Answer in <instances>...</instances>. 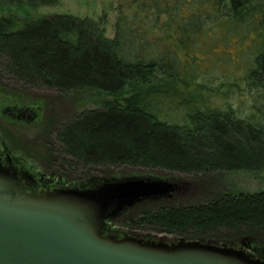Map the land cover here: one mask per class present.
<instances>
[{
	"label": "trees",
	"instance_id": "16d2710c",
	"mask_svg": "<svg viewBox=\"0 0 264 264\" xmlns=\"http://www.w3.org/2000/svg\"><path fill=\"white\" fill-rule=\"evenodd\" d=\"M58 1L0 0V74L17 84L8 89L15 93L10 98L29 97L23 84L63 93L135 89L49 129L50 162L72 172L94 166L264 171V0H133L131 14L118 17L114 38L92 17L35 16L26 9ZM201 70L226 78L218 85L212 78L200 82ZM242 83L253 97L245 115L231 103L213 107L202 97V91L226 94ZM190 90L201 104L178 119ZM203 198L143 202L128 209L127 224L232 245L249 238L264 247V190Z\"/></svg>",
	"mask_w": 264,
	"mask_h": 264
},
{
	"label": "water",
	"instance_id": "95a60500",
	"mask_svg": "<svg viewBox=\"0 0 264 264\" xmlns=\"http://www.w3.org/2000/svg\"><path fill=\"white\" fill-rule=\"evenodd\" d=\"M34 177L0 157V264H264L249 238L241 245L256 256L206 241L168 243L110 231L108 222L138 202L169 196L174 186L166 179L113 178L50 189L37 177L34 185Z\"/></svg>",
	"mask_w": 264,
	"mask_h": 264
},
{
	"label": "rangeland",
	"instance_id": "374dc122",
	"mask_svg": "<svg viewBox=\"0 0 264 264\" xmlns=\"http://www.w3.org/2000/svg\"><path fill=\"white\" fill-rule=\"evenodd\" d=\"M133 0H59L54 5H40L36 8L26 7V9L35 16H43L50 14H74L81 17H92L95 20H101L106 30V35L109 38H114L116 35V23L118 17L123 14L130 15L131 5ZM13 13L24 15L23 9L13 8ZM242 71L239 73L241 74ZM0 100H5L7 109L13 110L15 105L14 99L10 98L17 84L11 77L0 74ZM226 78L217 71L209 73L208 71H200L197 80L200 82L212 78L211 83L218 85L221 78ZM24 85V86H23ZM20 86L27 91L29 97L24 99L19 97L17 101L21 103L31 102L42 110L41 116L33 122L25 120L0 119L2 123L1 130L4 145L10 150L8 153L12 158L23 165L29 172H32L42 183L41 187L46 184L50 189L54 187H74L82 185L87 182L101 183L107 179L113 178H127V177H144V178H163L169 181L174 186L169 196L159 197L154 200H143L138 202L135 206L149 201L170 200L183 201L182 203H189L194 201H202L203 196L209 195L213 192H224L226 190L257 192L264 190V171H250V170H233V171H218L210 174H185L179 172H162L154 170H146L144 168L132 167H107L94 166L93 168H84L82 171L72 172L67 170V165L62 162H50L49 140L52 136L48 134L49 129L56 128L60 122H66L76 113L84 109L99 108L107 99L122 98L123 96L133 93L132 86H127L122 93L112 95L100 90H86L80 92L63 93L57 89L34 88L23 84ZM222 89V88H221ZM215 89L213 91H202V97L208 99L211 106L224 107L227 103H231L233 107L241 109L245 115L250 108H253V97L250 91L246 89L244 83L241 86L232 87L227 90L226 94L223 89ZM195 90H190L185 97V104L176 110V118L182 119L184 114L190 110H195L201 101ZM256 92L255 90L253 91ZM13 97V95H12ZM15 98V97H14ZM23 100V101H22ZM257 105H259L257 103ZM242 106V107H240ZM42 107V108H41ZM7 117H13L5 114ZM260 121H264V114L260 115ZM18 117V116H17ZM58 120L57 122H55ZM49 135V136H48ZM2 149V148H1ZM0 149V150H1ZM53 156V155H52ZM63 156H60L62 158ZM213 181V183H210ZM202 186V187H201ZM194 199V200H193ZM201 199V200H200ZM146 203H144L145 205ZM133 206V207H135ZM131 207V208H133ZM130 208V209H131ZM132 213V212H131ZM128 209L118 218L108 222L110 231L116 232L118 235L131 234L138 235L145 238L162 239L165 242L172 243L179 240L186 239L177 234L167 232H159L151 228L142 227L134 228L127 224V218L131 214ZM204 241V240H198ZM206 241V240H205ZM243 241V240H242ZM241 241V242H242ZM245 241V240H244ZM220 246H233L235 248H242L245 251L256 253L253 250L242 247L241 244L232 245L226 242H214ZM262 254L264 247L260 248Z\"/></svg>",
	"mask_w": 264,
	"mask_h": 264
},
{
	"label": "flooded vegetation",
	"instance_id": "af4514ba",
	"mask_svg": "<svg viewBox=\"0 0 264 264\" xmlns=\"http://www.w3.org/2000/svg\"><path fill=\"white\" fill-rule=\"evenodd\" d=\"M7 103L5 102V100H0V119H4V117H6L7 119H12V120H25L27 122H33V121H36L38 118H39V114L37 113V110H38V107L37 109L35 110V108H33V106H31V104H27L25 103L24 105L21 104V102L15 100L13 101V104L15 105V107L13 108V110H10V109H7V106H5ZM34 104V103H32ZM21 108H23V110H20ZM20 110V111H18ZM21 112V113H19ZM13 116V117H7L5 116V114H8ZM42 113V111H41ZM18 116V117H17ZM36 119V120H35ZM1 126H2V123H0V157L2 159V162L4 165L6 166H12V167H15L16 170L20 173L23 174V170H26L23 165H21L19 162H16L14 160H12V156L8 153L10 150H8L7 147L9 146H5L4 145V140L2 139V133L3 130H1ZM8 151V152H7ZM35 178V177H34ZM25 182V181H23ZM35 183V184H34ZM33 184L34 185H37L38 184V180H35L33 181Z\"/></svg>",
	"mask_w": 264,
	"mask_h": 264
}]
</instances>
